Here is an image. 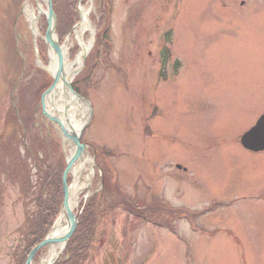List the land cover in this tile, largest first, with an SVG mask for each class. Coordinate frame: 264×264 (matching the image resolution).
Here are the masks:
<instances>
[{
  "label": "rangeland",
  "instance_id": "obj_1",
  "mask_svg": "<svg viewBox=\"0 0 264 264\" xmlns=\"http://www.w3.org/2000/svg\"><path fill=\"white\" fill-rule=\"evenodd\" d=\"M26 1L0 0V264H17L19 229L36 212L39 169L56 155L53 133L36 110L40 96L32 97L48 79L37 69ZM84 1L91 5L87 43L108 0ZM110 6L111 30L97 64L84 81L91 49L74 81L93 107L82 137L98 151L90 196L103 190L107 167L114 177L99 201L85 264H264V155L240 145L264 114V0H110ZM76 45L69 58L79 56ZM71 108L74 121H89L84 103ZM28 174L26 197L20 186ZM89 175L86 166L80 182Z\"/></svg>",
  "mask_w": 264,
  "mask_h": 264
},
{
  "label": "trees",
  "instance_id": "obj_2",
  "mask_svg": "<svg viewBox=\"0 0 264 264\" xmlns=\"http://www.w3.org/2000/svg\"><path fill=\"white\" fill-rule=\"evenodd\" d=\"M79 1L80 0H52L57 18V33L60 43L65 40L66 36L71 32L72 27L79 21ZM107 23V15L103 9V17L101 24L99 25L98 38L102 37L103 40L107 38L110 32V29H107ZM43 28V31H45V22L43 23ZM47 79L48 80L43 81L39 85L41 87L36 89L33 93L32 97L35 98V100L38 95L40 96V94L50 86L51 81L49 78ZM38 140L43 147L47 146L49 143L42 137ZM51 143L54 144V147L56 148V151L54 152L56 155L53 157L56 159V162L55 159H52L54 162H51L48 167L43 166L39 169L40 175H37V183L39 184L38 191L35 197L32 196L36 205V212L33 214H27L23 226L19 229V233L22 237V245L18 246L19 248L13 254L17 264H25L30 252L46 238L52 229L55 220L59 216L64 201L62 176L66 166L65 159L58 140L56 143ZM31 149V147L27 149L28 155L29 157L32 156L33 159H36L38 154L32 153ZM36 160H38V158ZM44 167L46 169H44ZM110 179L111 177L107 170L104 175V184L106 185L109 183ZM15 183L19 184L21 182L18 181ZM20 187H24L21 189V192L24 196L28 197V191L32 188L30 174H28L26 181L21 183ZM97 198V196L93 197L85 206L82 215L79 217V227L75 235L71 238L63 256L56 264H85L87 261L89 246L93 241L95 229L98 225L99 209L97 210V207L100 205ZM142 215L146 216L145 214ZM39 257L40 254L37 259Z\"/></svg>",
  "mask_w": 264,
  "mask_h": 264
},
{
  "label": "bare ground",
  "instance_id": "obj_3",
  "mask_svg": "<svg viewBox=\"0 0 264 264\" xmlns=\"http://www.w3.org/2000/svg\"><path fill=\"white\" fill-rule=\"evenodd\" d=\"M43 0H27L23 7V14L27 18L30 27L32 28V35L36 38L40 37V21L41 16L44 12L43 9ZM38 4V6H37ZM88 5V6H87ZM81 10V21L76 26L73 31V35L69 37L67 43L62 48V65L64 68L65 78L68 81H72V79L76 76L78 69L75 67L81 68L85 64V58L88 55L89 51L92 48L94 43L95 34H93L92 40L88 41L87 43L84 42V35L87 32H92V25L90 23V4H87ZM74 41H77L80 44V54L77 57V60L74 64L69 63L68 56L71 51V48L74 45ZM50 62L49 67L47 68L48 72L55 76L57 70V62L58 59L56 54L53 50L50 49ZM77 103V100L70 94L68 88L64 85L63 81L60 79L56 84L55 89L53 92L46 97L45 102V112L58 118V120L62 121L65 127H69V124L74 126L76 129L83 127L84 122L82 120L74 121V117H70V113L72 110V104L74 105ZM73 116V115H72ZM74 118V119H73ZM89 166L90 172H92V168L94 169L93 161L90 159L89 156L84 155L79 158L73 169V173L75 174V182L70 187V196L68 199V207L71 210H74L79 203V195L84 191L86 188V184L80 182V176L83 172V169L86 166ZM69 227V221L66 219L65 213L62 217L58 220L54 230L51 234L54 238H62ZM62 249L61 244H56L54 246L49 247L48 257L42 262V264H50L52 260L56 257V255Z\"/></svg>",
  "mask_w": 264,
  "mask_h": 264
},
{
  "label": "water",
  "instance_id": "obj_4",
  "mask_svg": "<svg viewBox=\"0 0 264 264\" xmlns=\"http://www.w3.org/2000/svg\"><path fill=\"white\" fill-rule=\"evenodd\" d=\"M43 2L46 6V12H43L42 15L46 18V22H47V31L43 40L48 50L51 49L56 54L58 62H57L56 74L55 76H53V84L43 94L41 99V105L43 106V108H45L46 97L53 92V90L56 87V84L61 79L64 85L68 88L70 94L74 97V99H76L79 102H83L87 104L91 108L90 103L87 102L85 99H83L76 92H74L70 81H68V79L65 78L64 68L62 65V47L59 45L57 39V34H56L57 20L53 10L52 0H43ZM80 14H81V9H80ZM44 117L47 118L53 124H56L60 127L62 141L64 145L68 143L69 145L74 146V153H72L70 158L67 159V168L63 175L64 203L61 209L60 216L55 222L52 230H54V227L56 226L58 220L62 217L64 213L66 215V219L69 221V227L66 234L62 238H54L51 236L52 233H50L41 244H39L36 248H34L31 251L26 264H33L36 255L42 250L54 246L56 244H61L62 249L50 263V264H55V262L59 259V257L62 255L63 251L65 250L71 237L75 234L79 224L78 219L74 214L73 210L69 209L68 207L70 186H68L67 184V179L76 161L79 158H81L84 155V153L87 151L88 145L81 143L83 128L77 130L71 124H69V127L66 128L62 121L58 120L57 118H54L45 111H44ZM241 141H242V145L248 150H252L256 152L264 150V116L259 120L255 128H253L251 131H249L242 137Z\"/></svg>",
  "mask_w": 264,
  "mask_h": 264
},
{
  "label": "flooded vegetation",
  "instance_id": "obj_5",
  "mask_svg": "<svg viewBox=\"0 0 264 264\" xmlns=\"http://www.w3.org/2000/svg\"><path fill=\"white\" fill-rule=\"evenodd\" d=\"M258 121V120H257ZM245 152H247V153H249V154H252V155H257V156H259V155H264V151H262V152H249V151H246L245 150Z\"/></svg>",
  "mask_w": 264,
  "mask_h": 264
}]
</instances>
